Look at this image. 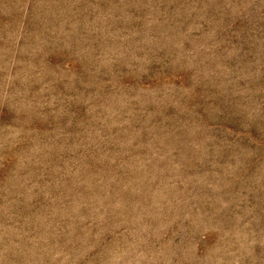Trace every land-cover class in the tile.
Listing matches in <instances>:
<instances>
[{
    "label": "rangeland",
    "instance_id": "rangeland-1",
    "mask_svg": "<svg viewBox=\"0 0 264 264\" xmlns=\"http://www.w3.org/2000/svg\"><path fill=\"white\" fill-rule=\"evenodd\" d=\"M0 264H264V0H0Z\"/></svg>",
    "mask_w": 264,
    "mask_h": 264
}]
</instances>
